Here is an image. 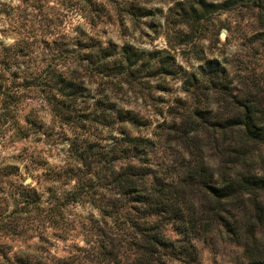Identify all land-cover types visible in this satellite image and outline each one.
<instances>
[{"label": "trees", "instance_id": "1", "mask_svg": "<svg viewBox=\"0 0 264 264\" xmlns=\"http://www.w3.org/2000/svg\"><path fill=\"white\" fill-rule=\"evenodd\" d=\"M194 1L195 16L184 23L191 28L210 15L204 4L213 6ZM138 2H0L2 31L12 36L0 39V136L27 143L0 162V237L38 239L0 264H200L196 243L219 231L242 247L239 264H264V102L231 86L212 58L183 85L206 89L209 106L231 112L205 115L175 98L180 114L164 117L160 133L149 136L150 115L138 101L169 91L165 79L178 76L173 56L106 37L150 14ZM30 99L40 104L20 116ZM173 142L180 152H166ZM41 150H57L60 162L49 164ZM18 156L27 171L45 170L46 200L31 184L5 185ZM74 203L97 215L71 220ZM77 226L86 240L67 256L35 254Z\"/></svg>", "mask_w": 264, "mask_h": 264}, {"label": "rangeland", "instance_id": "2", "mask_svg": "<svg viewBox=\"0 0 264 264\" xmlns=\"http://www.w3.org/2000/svg\"><path fill=\"white\" fill-rule=\"evenodd\" d=\"M139 1L140 5L147 7L150 11L148 16L140 19L137 25L126 23V28L119 31L115 28L107 29L106 37L113 41H129L143 51L152 49H166L173 56L171 65L177 69V78H166L169 91L160 92L152 90L154 98L143 97L138 101V107L150 115V124L147 133L159 134L164 117L180 114L181 104L174 103L175 98L187 101L192 108L195 106L199 113L207 115L214 112L227 114L231 112L230 106L221 107L216 101L209 106L212 97L206 89H194L190 82L183 85L189 73L198 74V69L210 59H217L220 67L224 68L232 79L231 86L241 87L242 93H248L250 98L259 99L264 102V0H207L211 6L204 4L205 10H211L210 15L205 14L201 18L198 27L191 28L184 24L195 16L193 9L196 8L194 0H126ZM9 6H15L20 0H0ZM135 3V2H134ZM199 11V8H197ZM75 18V17H74ZM76 20V19H75ZM7 27L4 15L0 12V39L4 43L12 42L10 34H4L2 29ZM223 32V36L221 33ZM185 89H188L185 91ZM241 94V95H243ZM210 96V98H206ZM37 99H30L29 104L24 103L20 108V116L26 113L31 106L39 105ZM198 105V106H197ZM138 108V109H139ZM45 115V120H49ZM21 122H23L21 118ZM27 143L23 141L12 142L8 138L0 136V162L11 160L14 156L21 154V150ZM166 152H180L181 147L176 142L166 147ZM57 151V150H56ZM48 155L47 150H41L42 157H47L51 165L59 163L57 152ZM217 150H214L216 153ZM18 166L8 168L5 185L7 188L16 187L18 184H31L37 187L44 200L47 192L43 191L50 185V179L46 178L45 170L41 167L30 172L24 167V161L18 156ZM30 177L29 182L25 179ZM71 220L77 219L75 214L89 217L97 215L87 203H74ZM168 233L178 237V232L170 227ZM86 240L85 233L77 226L69 232L65 239H51L48 251L36 253L39 257L61 258L71 251L74 244L82 245ZM37 237L12 239L0 237V258L13 259L15 252L19 250H33ZM196 250L200 264H239L242 261V247L227 236L218 232L208 240L198 241Z\"/></svg>", "mask_w": 264, "mask_h": 264}, {"label": "water", "instance_id": "3", "mask_svg": "<svg viewBox=\"0 0 264 264\" xmlns=\"http://www.w3.org/2000/svg\"><path fill=\"white\" fill-rule=\"evenodd\" d=\"M221 35L223 36V32L221 33ZM31 180V178L30 177H27L26 179H25V182L27 183V182H29Z\"/></svg>", "mask_w": 264, "mask_h": 264}]
</instances>
